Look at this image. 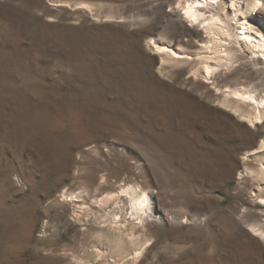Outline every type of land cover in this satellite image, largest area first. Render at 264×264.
Segmentation results:
<instances>
[{"label": "rangeland", "instance_id": "374dc122", "mask_svg": "<svg viewBox=\"0 0 264 264\" xmlns=\"http://www.w3.org/2000/svg\"><path fill=\"white\" fill-rule=\"evenodd\" d=\"M185 4L0 0V264H264V122L229 94L264 60Z\"/></svg>", "mask_w": 264, "mask_h": 264}, {"label": "bare ground", "instance_id": "6f19581e", "mask_svg": "<svg viewBox=\"0 0 264 264\" xmlns=\"http://www.w3.org/2000/svg\"><path fill=\"white\" fill-rule=\"evenodd\" d=\"M184 1H186V4L182 10H184V17L187 22L192 25H200V27L205 29L211 35L212 41L215 43L216 48L219 47V49H221L223 47V45H221L222 40L231 43L233 39H236L237 44L244 45L251 51L252 54H254L256 57H260L261 60H264V36L256 32L251 23L245 20L244 17L245 15L251 16L256 14L259 9L263 8V0H246L243 6L245 8L244 12L240 6L242 0H228V9L229 11L235 13L234 20H236L238 23L237 32L234 33V35L231 32L230 21L218 15L217 12H211L210 8L213 5V2L209 3L206 0H181V3ZM217 41H220V44H218ZM154 49L158 54L162 53L167 56L178 54L169 47L160 46L157 44H155ZM218 51V60L214 61L212 65L210 64L202 68L203 74L206 78L211 75L213 67L220 66L223 60L228 59L226 56H230V52L222 55V52L220 50ZM225 51H227V49H225ZM229 94L233 96L237 104H241V107L253 106V103L257 105L256 108L253 107L255 112L247 115V119L250 124L257 125L264 122V98H258L254 91L241 92L239 90H235L233 93ZM235 112H239V110H236ZM261 173L264 175V170H262ZM135 196V194H132L131 197L134 198V200H137V197L135 198ZM145 206L146 209H144ZM134 207L137 211H142L144 209L142 213L146 214L147 216H153V209L150 204V199L147 195L144 198L136 201L134 203Z\"/></svg>", "mask_w": 264, "mask_h": 264}]
</instances>
